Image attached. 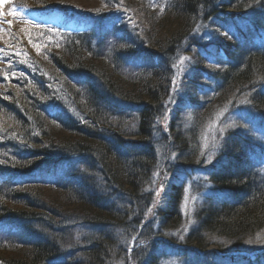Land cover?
<instances>
[{"label":"trees","instance_id":"16d2710c","mask_svg":"<svg viewBox=\"0 0 264 264\" xmlns=\"http://www.w3.org/2000/svg\"><path fill=\"white\" fill-rule=\"evenodd\" d=\"M38 1L12 0L4 14ZM72 1H49L46 12L72 16ZM98 1L127 6L137 29L122 21L52 29L39 64L9 58L0 66V264H112L118 248L109 230L125 226L127 205L151 184L153 129L175 87L165 141L182 156L195 153L199 131L223 111L264 118V0ZM228 10L247 16L234 34L222 33ZM204 25L213 59L195 37ZM0 35L16 39L8 28ZM186 54L192 62L178 79ZM255 132L238 122L217 137L206 168L212 193L184 242L202 252L178 250L183 264H264V138ZM182 186L167 185L158 209L165 227L181 222Z\"/></svg>","mask_w":264,"mask_h":264},{"label":"rangeland","instance_id":"374dc122","mask_svg":"<svg viewBox=\"0 0 264 264\" xmlns=\"http://www.w3.org/2000/svg\"><path fill=\"white\" fill-rule=\"evenodd\" d=\"M10 1L0 0V29H5L7 26L14 31L16 39L9 44L0 39V66L9 63V58L11 63L14 61L25 64L38 63L36 57L40 55L46 44L45 41L49 39L48 33L52 29L54 31L59 28L81 31L89 23L92 26H98L100 21L102 26L122 21L121 24L126 23L129 29H137L135 25H138L136 14L123 4L107 8L98 0H73L70 6L72 16L63 17L53 11L46 12V6H49L47 2L53 0H39L35 8L15 6L8 10L9 16L3 15V6ZM229 14L224 21H221L224 26L222 33L234 34L245 26L247 16ZM205 27L206 25L200 26L195 32V37L202 42L198 48L207 50L213 59L215 44L211 43L212 37L209 35V29ZM258 41H261V38ZM183 57L187 59L181 61L183 66L178 79L188 72L187 69L192 62L189 55L186 54ZM62 101L63 105L68 107L65 99ZM178 104L179 97L175 87L159 108L153 129L152 140L158 147V166L151 184L146 187L138 203L134 200V202L131 201L132 204L127 205L126 208L129 207V211L125 226L109 230L116 241L114 246L118 248L114 250L112 264H147V260L151 258L149 255L152 253H154L152 258L154 264H183L185 259L178 256V250L186 249L185 257L187 258H192L193 252H202L195 244L186 245L184 242L195 223L194 213L202 206L204 198L212 193V185L208 180L206 168L217 153V137L234 128L238 122H242L256 130L255 134H258L260 139L264 138V118L260 115L245 108L234 109L225 114L223 111L204 124L199 131L195 146H192L196 147L195 153L189 157L188 155L182 156L175 150L173 144L167 146V141H165L170 131L169 124L173 123L176 116ZM190 143H192L191 140ZM176 180L183 185L180 204L182 219L176 226L165 227L161 222L162 218L160 219L158 209L164 204L167 185ZM121 199L128 201V198L123 196ZM211 247L216 251L214 247L217 248V246L212 245L208 248ZM257 251L259 250H254V252ZM252 253L251 251L248 254Z\"/></svg>","mask_w":264,"mask_h":264},{"label":"snow or ice","instance_id":"6c2138e0","mask_svg":"<svg viewBox=\"0 0 264 264\" xmlns=\"http://www.w3.org/2000/svg\"><path fill=\"white\" fill-rule=\"evenodd\" d=\"M22 6H23V5H21V7H22ZM184 59H187V58H184V57L181 58V60H184Z\"/></svg>","mask_w":264,"mask_h":264}]
</instances>
